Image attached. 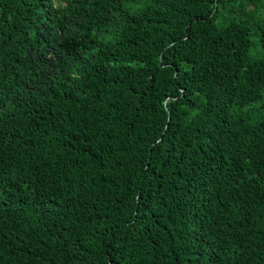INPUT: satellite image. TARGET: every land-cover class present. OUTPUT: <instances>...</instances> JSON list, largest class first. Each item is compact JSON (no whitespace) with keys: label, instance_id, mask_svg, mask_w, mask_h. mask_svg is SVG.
I'll use <instances>...</instances> for the list:
<instances>
[{"label":"trees","instance_id":"1","mask_svg":"<svg viewBox=\"0 0 264 264\" xmlns=\"http://www.w3.org/2000/svg\"><path fill=\"white\" fill-rule=\"evenodd\" d=\"M258 3L0 0V264H264Z\"/></svg>","mask_w":264,"mask_h":264},{"label":"rangeland","instance_id":"2","mask_svg":"<svg viewBox=\"0 0 264 264\" xmlns=\"http://www.w3.org/2000/svg\"><path fill=\"white\" fill-rule=\"evenodd\" d=\"M261 3H258V7L254 16L259 23L264 25V10L261 6Z\"/></svg>","mask_w":264,"mask_h":264}]
</instances>
